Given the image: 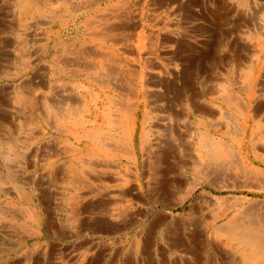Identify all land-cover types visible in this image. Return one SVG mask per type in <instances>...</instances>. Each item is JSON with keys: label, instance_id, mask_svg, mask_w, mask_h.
<instances>
[{"label": "rangeland", "instance_id": "rangeland-1", "mask_svg": "<svg viewBox=\"0 0 264 264\" xmlns=\"http://www.w3.org/2000/svg\"><path fill=\"white\" fill-rule=\"evenodd\" d=\"M256 232L264 0H0V264H261Z\"/></svg>", "mask_w": 264, "mask_h": 264}, {"label": "bare ground", "instance_id": "bare-ground-1", "mask_svg": "<svg viewBox=\"0 0 264 264\" xmlns=\"http://www.w3.org/2000/svg\"><path fill=\"white\" fill-rule=\"evenodd\" d=\"M98 37L100 38V40H105L107 42H110V43H114V40L115 38H112V33L109 34L108 31H104V30H101L99 32V35ZM118 42V41H116ZM120 62L119 61H116L113 63L114 66H111L108 70V72H112L115 70V67L119 66ZM109 67V66H108ZM124 71V70H123ZM125 82L128 83V81L130 82H133L135 80L131 79L132 76H134L133 72L131 71V69H129L128 71V67L126 68L125 70ZM124 74V73H123ZM110 75V74H109ZM133 80V81H132ZM134 84V83H133ZM127 85V84H126ZM125 86V85H124ZM130 90V88H129ZM126 86L122 89H120V91H118L119 93V98H114L113 99V102L115 104H117L120 108V114H122V116H126L128 117L129 119H132L133 118V113L132 111L130 112L129 109L133 106H131V104L129 102H127V99H128V96L130 95V93L128 92L129 91ZM131 92V90H130ZM133 110V109H132ZM71 113V112H70ZM71 116V115H69ZM81 117V115H80ZM79 117V118H80ZM74 118V117H73ZM122 118V117H121ZM77 119V118H76ZM81 120V119H80ZM121 120V119H120ZM78 121V120H76ZM82 121V120H81ZM74 122V121H73ZM80 122V121H79ZM108 122V121H107ZM122 121H114L113 118L109 119V124L111 125V131L114 130V129H120L121 130V135H120V138L118 140L114 139L115 142H120V144L123 146V148L125 149L124 151H127L126 149H128V146H129V142L131 140V137H130V134L127 130L124 129V126H122L121 124ZM71 123V122H70ZM82 123V122H81ZM108 124V123H107ZM127 124V123H126ZM128 126V125H127ZM80 127V128H78ZM74 129H77L79 132H80V135H77V136H80L81 139H83L85 141V144H86V148H88V151H90L89 153L91 152H95L97 154H104L105 157H109L111 155H113V152L108 144L106 143H103L101 142V136L103 134V132H100L98 134H96L95 132H89L87 131L86 129L84 128H81V126L79 124L75 125L73 127ZM104 130V129H102ZM71 132V131H69ZM132 135V134H131ZM110 136L113 137V134L110 132ZM74 137V136H73ZM108 139V137H107ZM208 139V138H206ZM209 140V139H208ZM207 148L209 149V155L208 157L209 158H218L222 155V150L223 148L218 144V143H215V145L213 146L211 143H207ZM112 148V147H111ZM121 151V150H120ZM226 151V150H225ZM224 153V152H223ZM167 167V166H166ZM167 170V169H166ZM167 172V171H165ZM262 228V227H261ZM260 231V229H259ZM258 233V235H253L254 238L252 240H248L249 242V245L253 248L252 250V258L258 262H260L261 264H264V252L262 253H259V252H256L254 254V249L257 251V249H263L262 245L264 243V239H263V234L260 233V232H256ZM197 244V243H196ZM195 244V245H196ZM199 245V244H198ZM192 246V245H191ZM190 247V246H189ZM193 247V246H192ZM197 248H195L196 250ZM186 250V249H185ZM193 250V249H192ZM188 251V250H187ZM250 264V263H249Z\"/></svg>", "mask_w": 264, "mask_h": 264}]
</instances>
